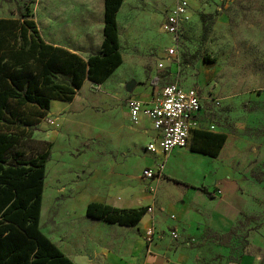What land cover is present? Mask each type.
Here are the masks:
<instances>
[{
	"label": "rangeland",
	"instance_id": "1",
	"mask_svg": "<svg viewBox=\"0 0 264 264\" xmlns=\"http://www.w3.org/2000/svg\"><path fill=\"white\" fill-rule=\"evenodd\" d=\"M176 1L124 0L118 15L124 63L102 85L87 81L73 102L63 103L66 112L61 115L63 105L53 108L59 112L16 147L29 159L45 150L43 143L52 145L40 228L55 241L69 236L74 249L80 236L94 232L103 233L107 249L125 237L109 229L118 225L89 219L86 208L108 194L116 197L121 193L116 183H133L136 173L133 185L147 184L148 139L126 113L127 85L134 81V92H145L172 82L200 91L219 133L228 137L221 159L244 183L241 215L228 236L215 241L225 253L209 244L206 262L230 264L248 256L253 264H264V0H188L193 23L173 57L168 48L176 44L162 24ZM20 13L34 16L47 41L86 58L100 52L104 0H0V18ZM205 14L212 15L206 26ZM181 172L187 176L185 167ZM127 173L130 177H121Z\"/></svg>",
	"mask_w": 264,
	"mask_h": 264
},
{
	"label": "trees",
	"instance_id": "2",
	"mask_svg": "<svg viewBox=\"0 0 264 264\" xmlns=\"http://www.w3.org/2000/svg\"><path fill=\"white\" fill-rule=\"evenodd\" d=\"M123 2L104 0V40L100 52L88 58L46 42L31 14L0 18V264H75L40 228L51 143H43L45 150L29 159L15 149L33 139L53 101L73 102L85 82L102 85L124 63L118 23ZM211 17H202L205 26ZM227 138L194 130L189 149L219 158ZM148 210L93 202L86 215L120 227H137Z\"/></svg>",
	"mask_w": 264,
	"mask_h": 264
},
{
	"label": "crops",
	"instance_id": "3",
	"mask_svg": "<svg viewBox=\"0 0 264 264\" xmlns=\"http://www.w3.org/2000/svg\"><path fill=\"white\" fill-rule=\"evenodd\" d=\"M46 42L58 45L47 40ZM135 88L131 93L128 92V96L124 99L129 118L126 102L128 98L135 97L149 103L162 89L156 91L151 88L146 89L145 92H134ZM202 102L203 109L197 115L198 120L205 128L216 125L215 133H219L220 128L213 120L212 111L205 107L203 98ZM62 105L63 108L59 109H64L61 115L66 112V105L63 102L53 101L48 116L56 115L59 110L53 113V108ZM145 119L151 122L150 119L142 117L141 124L137 127L145 128L144 133L148 139L145 152L150 160L149 163L147 161L146 169L156 167L158 159L154 154L147 152L146 147L159 134L154 131L152 122L150 126L143 125ZM188 147L177 148L169 155L165 171L160 178L147 180L146 185L137 186L133 185L137 177L136 173L133 183H116L117 186L114 188L121 191L116 197L112 198L108 194L106 198H99L101 203L120 209L150 208L137 227L118 225L109 228L122 231L125 235L121 241L113 244L112 249L106 248V240L103 239L102 232L101 235L94 232L89 238L86 235L80 236L78 241L81 245L76 249L71 245V238L67 235L59 237L56 241L55 238L51 240L75 264H208L206 257L209 253L206 252V247L209 244L215 245L217 253H225L226 248L216 245L215 241L220 240H216L212 234L224 236L235 227L243 208L241 197L243 180L235 175L231 164L222 161L223 149L219 158H211L192 152ZM183 167L186 168L187 176L181 172ZM121 177L127 178L130 175L127 173ZM89 204H86L87 208ZM151 227L158 233L154 242L148 241L146 237ZM96 231L98 232V228ZM174 231L179 234L178 239L172 238L171 233ZM191 239L196 241L188 244ZM230 264H253V260L245 256L239 262Z\"/></svg>",
	"mask_w": 264,
	"mask_h": 264
},
{
	"label": "built area",
	"instance_id": "4",
	"mask_svg": "<svg viewBox=\"0 0 264 264\" xmlns=\"http://www.w3.org/2000/svg\"><path fill=\"white\" fill-rule=\"evenodd\" d=\"M193 17L194 8L188 0H177L175 6L165 16L162 30L171 34L176 44L168 48V55L173 57L177 55L182 38L187 32L188 25L192 23ZM202 98L199 90L184 88L178 83L171 82L163 86L149 103L135 97L126 100L131 122L139 126L142 117H146L151 120L154 131L159 134L146 147L147 152L154 154L158 161L155 168L149 167L144 170L145 179L160 178L165 171L169 155L177 148L190 146L194 130L217 131L216 125L205 128L197 118L203 109ZM214 104L219 105L220 101L214 99ZM157 236L158 233L152 227L146 233L150 242H154ZM171 236L174 239L179 238L176 231L172 232ZM195 241L196 239H191L188 244Z\"/></svg>",
	"mask_w": 264,
	"mask_h": 264
},
{
	"label": "water",
	"instance_id": "5",
	"mask_svg": "<svg viewBox=\"0 0 264 264\" xmlns=\"http://www.w3.org/2000/svg\"><path fill=\"white\" fill-rule=\"evenodd\" d=\"M134 87H135V82L134 81L129 82L127 85L128 92L131 93L133 91Z\"/></svg>",
	"mask_w": 264,
	"mask_h": 264
}]
</instances>
